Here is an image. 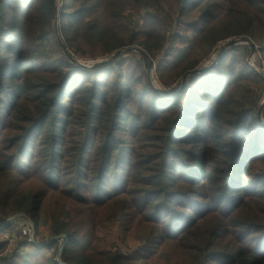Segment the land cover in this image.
<instances>
[{
    "label": "trees",
    "instance_id": "16d2710c",
    "mask_svg": "<svg viewBox=\"0 0 264 264\" xmlns=\"http://www.w3.org/2000/svg\"><path fill=\"white\" fill-rule=\"evenodd\" d=\"M67 1L59 34L68 52L95 59L138 44L154 56L146 31L138 32V42L136 34L123 37L118 24L147 1L158 10L160 0ZM161 1L178 4L183 17L185 4L199 0ZM204 2L196 6L200 24L194 27L205 30L201 41L209 49L231 36L264 46V23L254 25L247 16L213 33ZM250 2L264 21V0ZM55 8L56 0H0V226L24 214L34 235L48 229L42 244L19 232L37 253L56 249L35 264H59L62 246L63 264H137L138 258L140 264H264V125L254 92L231 90L233 62L225 64L223 53L171 98L159 97L144 77L119 68V58L90 71L69 64L54 31ZM221 21L219 15L211 23ZM162 48L160 42L156 50ZM161 63L156 72L166 71L172 82L196 66L181 50ZM245 69L247 81L264 83ZM71 80L75 88L67 90ZM151 130L156 134L146 136ZM129 141L134 144L125 146ZM63 182L73 183L70 192ZM130 189L135 192L127 200ZM80 190L94 194L82 198ZM113 219L124 221L123 241L133 235L139 247L98 250L94 232ZM81 235L90 239L82 243ZM51 237L57 239L48 242ZM19 255L2 262L32 264Z\"/></svg>",
    "mask_w": 264,
    "mask_h": 264
},
{
    "label": "rangeland",
    "instance_id": "374dc122",
    "mask_svg": "<svg viewBox=\"0 0 264 264\" xmlns=\"http://www.w3.org/2000/svg\"><path fill=\"white\" fill-rule=\"evenodd\" d=\"M188 1L189 0H187L186 2ZM202 1H205L204 2L205 5L203 4V7L208 9V14L212 15L213 19L219 15L220 18L222 19V21L219 23H211L213 19H211V21L209 22L208 28L211 25H215L213 33L221 32L220 30L223 29V24L231 22L233 18L239 19L247 16L248 18H250V22L254 25L255 24L262 25L264 23V21L260 17V13H259L260 11L256 10L251 5L250 0L249 2L248 0H202ZM58 2L59 3L56 2L53 25H54V31L57 30L59 33V26H60L59 11L62 6V0H59ZM67 2L69 3L70 0H68ZM198 2L197 3L191 2L189 6L188 4H185L187 9L184 10L183 17H182V13H180V17L178 15V10H179L178 4L173 3L169 7V4L167 2H162L161 0H160V7L158 10H156L155 7L151 6L150 1H147L144 4L139 5L137 9L133 10V12L126 11L119 20L118 29L120 31V34L125 38H128L132 34L133 35L136 34V40L138 42H141L143 35H140L138 32L146 31L148 34L145 37L147 39L149 46L154 51L153 53L154 56L150 57L141 45L134 44L119 51H125L129 49L131 50L137 48L143 51L144 53H146V57H142L139 53L134 51L127 54L126 53L121 54L118 57L119 58L118 61L119 62L121 61L119 68H121L126 73L132 74V76L137 75L144 77L147 83L150 85V87L154 90V92H156V94L159 97L171 98L175 93H177L180 90L184 82L188 81L191 76H188L186 79L183 80V77L186 75L185 74L182 78L172 82V80L169 78L170 75L166 71H162L160 73L156 72V68L159 63L161 65L163 64L161 62H168V60H171V58L175 56L177 50H181L185 52V54L189 58L190 63L196 65L194 70H199L204 68L205 66H210L219 48L224 46L228 41L231 40L239 41L241 39H245L249 41V43L237 44L228 49H225L223 51V53L225 54L223 57L224 59L222 61L225 64H228L230 61H232L234 64V67L232 68V71L230 73V77H235L234 79L237 80H235V82L233 83L231 82V90L235 94H238L239 87L241 86L249 91H253L258 101V107L260 108L261 104L264 101V83L261 84L254 83L252 80L247 81L245 77L248 76L247 75L248 73L246 72L245 68L246 67L251 68L264 81V53H262V50L264 48V46L262 45L263 42L262 41L253 42L247 36H240V37L231 36L228 39L219 42L214 48L209 49V47L204 42L201 41V34L203 32L205 33V30L200 31L199 27H194V25L198 26L200 24V19H198L199 13L195 12V10H197L196 6H198ZM246 5L248 6V8L246 7ZM72 7L73 10H75L81 7V4L80 3L73 4ZM189 8H192L191 10L193 11H189L190 10ZM71 12L72 11H66L65 14H71ZM223 17H227V18H223ZM255 17L260 18L258 22L255 21ZM7 18L9 19L10 16H8ZM64 20L65 22H70L75 20V18L64 17ZM59 37L61 43L64 44L63 42L64 40L62 39L60 34ZM160 42H163V48L161 50H156ZM251 45L253 46V49H251L250 47ZM72 51L75 52L74 49H72ZM73 52L69 51V54L74 58V60L77 63L85 65L86 67L83 68L87 69V71H90L89 67L91 65L105 62L110 58V57H100L95 59L87 58V57L83 58L77 53H73ZM219 61L214 66H216L219 63ZM68 62L73 66H77L70 61ZM147 64H150L149 71L145 69V66ZM236 69L237 71L239 70V73L235 71ZM80 76L81 78H83L82 74H80ZM74 82L75 81L71 80L67 90H73L75 88ZM164 83L167 84L169 83L170 86L165 85ZM148 100H149V96L147 94L146 101ZM257 121L264 125V112H262L261 118L259 120L257 116ZM144 133L145 131L143 132V134ZM146 134H147L146 136H151V135H155L156 133L153 130H151L146 132ZM69 142H71V140H68L66 142V146H67L66 148L72 147L71 143ZM126 144L127 145L125 146L131 147L132 144L134 143L129 141ZM139 152H145V150ZM72 184L73 183H70L68 185L67 183L63 182L62 189L69 191L71 188L70 186H72ZM82 192L83 190H80L78 193H82ZM133 192H135L134 189L129 190L127 200L131 199V197H129V194H132ZM90 194H94V193L92 192L87 193L85 190L84 193H82V198H88ZM54 207L55 206L52 205L51 211L54 209ZM128 214L129 216L132 215V213H128ZM24 216L25 217H22L17 221L22 222V219L28 218L26 217V215ZM123 223L124 221L122 219H113L106 223L100 224V226L96 228L94 232V240H97L96 244L98 246L99 251L108 250L115 252L116 250H118L121 252H127V249L132 251L137 247H139V241L135 239L133 235L131 239L127 241L125 240L123 241V228H122ZM15 224L16 225L13 226L10 231L7 232L4 231L7 225L0 226V244L2 243L6 244V246H4L0 250V264H3L2 259L6 257H11L14 253L20 254L22 258L29 260L32 264H35L37 262L39 263L45 262L48 258L54 256V254L56 253L55 248L51 250L45 249L42 250L41 253H37V251L32 247V245H25L24 240L21 237L22 235L20 236L19 234L20 225H18L17 223ZM143 227L144 226L138 225L136 229L139 228L143 229ZM87 230L88 229H85L84 227L82 231L87 232ZM49 236H50V232L48 231V229L41 228L38 234L36 233V235H34V240L39 241V243L42 244L43 241L48 240ZM62 236L59 237L58 244L61 243L63 239ZM52 238L54 237H51L48 242H50ZM89 239L90 237L88 235H81L80 237L82 243H85ZM20 244L23 245L18 250ZM40 244L38 248H41ZM59 254H60V249L55 258V260L58 263L61 262L60 258H59L60 261L57 259ZM140 262L141 260L140 258H138L137 264H140Z\"/></svg>",
    "mask_w": 264,
    "mask_h": 264
},
{
    "label": "water",
    "instance_id": "95a60500",
    "mask_svg": "<svg viewBox=\"0 0 264 264\" xmlns=\"http://www.w3.org/2000/svg\"><path fill=\"white\" fill-rule=\"evenodd\" d=\"M56 1H57V0H56ZM0 21H2L1 14H0ZM55 35H56V37H57L58 42L60 43L61 50H62V53L64 54L65 58H66L68 61L74 63L75 65H77V66H79V67H82V68H83V67L85 68V67H86L85 65L80 64V63H77V62L74 60V58L69 54V52H68L67 49L65 48L64 44L61 43V41H60V37H59V33H58L57 30L55 31ZM241 42H242V43H241ZM245 43H249V41H247V40H245V39H241V40H239V41H235V40L228 41L224 46H222V47L219 48V50H218V52L216 53V56H215L213 62L210 64V66H205V67L202 68V69L194 70V71H191V72L187 73V74L183 77V80L186 79L188 76L196 75V74H200V73H202V72H204V71H207L209 68L213 67V66L219 61L220 56H221V54L223 53V51H224L225 49H228V48H230V47H232V46H235V45H237V44H245ZM250 47H251V49H253V46H252V45H251ZM132 51L139 53L142 57H146V53H144L143 51H141V50H139V49H137V48H134V49H131V50L129 49V50H125V51H117V52H115L114 54H112V55L110 56V58H109L107 61L102 62V63H97V64H94V65H91L89 68L92 69V68H97V67L100 68V67L107 66V65L110 64L113 60L117 59L121 54H125V53L127 54V53H130V52H132ZM145 69H146L147 71H149V69H150V64H147V65L145 66ZM263 104H264V101H263V103L261 104V107H260L259 110H258V114H257V116H258V120L261 118V114H262V110H263ZM22 217H25V216H24L23 214L16 215V216H14V217L8 219V220L6 221V223H5V225H9V224H11V223H14L15 221H17L18 219H20V218H22ZM62 238L65 239L66 236L63 235ZM56 239H57V238L54 237V238H52V239L50 240V242H51V241H54V240H56ZM62 249H63V246L60 248V252H61ZM59 258H60V254L58 255L57 259L59 260ZM59 261H60V260H59ZM59 264H63V263L60 262Z\"/></svg>",
    "mask_w": 264,
    "mask_h": 264
},
{
    "label": "built area",
    "instance_id": "2783aa9c",
    "mask_svg": "<svg viewBox=\"0 0 264 264\" xmlns=\"http://www.w3.org/2000/svg\"><path fill=\"white\" fill-rule=\"evenodd\" d=\"M58 1L59 0H57L56 2L59 3ZM19 232L21 233V235L23 237H25L27 239L28 243L35 244L34 227H33V224L29 218L22 219Z\"/></svg>",
    "mask_w": 264,
    "mask_h": 264
}]
</instances>
